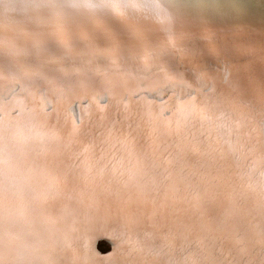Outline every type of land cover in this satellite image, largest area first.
<instances>
[{"label":"snow or ice","instance_id":"6c2138e0","mask_svg":"<svg viewBox=\"0 0 264 264\" xmlns=\"http://www.w3.org/2000/svg\"><path fill=\"white\" fill-rule=\"evenodd\" d=\"M0 60V264H264V22L0 0Z\"/></svg>","mask_w":264,"mask_h":264},{"label":"bare ground","instance_id":"6f19581e","mask_svg":"<svg viewBox=\"0 0 264 264\" xmlns=\"http://www.w3.org/2000/svg\"><path fill=\"white\" fill-rule=\"evenodd\" d=\"M186 3H197V4H215V5H221L224 7L226 10L231 11L235 14L243 15L247 18H249L257 28L260 27L261 23L264 22V6L261 7H256L254 8L250 0H232L230 1L229 4H232V6H229L226 4L225 1L223 0H184ZM23 44V41H21ZM52 47H55L53 45ZM23 62V61H22ZM4 75L3 71V61L0 60V76ZM10 84L9 81L6 80H0V85H5L8 86ZM78 112V109H77ZM106 238V237H105ZM108 240V239H107ZM86 243V241H85ZM100 247V251L102 253H107L112 249V241H101L98 243ZM95 252L99 253L97 250V241L95 242L94 245ZM87 251L85 249H82L81 251V256L82 258H87ZM108 257L107 255H101L99 253L98 257H93V259L96 260V264H101V261H104V264H106V258Z\"/></svg>","mask_w":264,"mask_h":264},{"label":"water","instance_id":"95a60500","mask_svg":"<svg viewBox=\"0 0 264 264\" xmlns=\"http://www.w3.org/2000/svg\"><path fill=\"white\" fill-rule=\"evenodd\" d=\"M223 1H225L227 5L232 6V4H229L230 1H232V0H223ZM250 1H251V3L253 5H255V6H253L254 8L264 6V0H250ZM101 241H108V240L105 237H102L101 239L97 240V250L99 251V253L101 255H107V254H109L112 251V249L109 252H107V253H102L100 251V247H99V244L98 243L101 242Z\"/></svg>","mask_w":264,"mask_h":264}]
</instances>
